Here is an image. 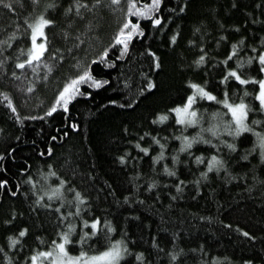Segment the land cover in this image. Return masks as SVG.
Instances as JSON below:
<instances>
[{
	"label": "trees",
	"instance_id": "16d2710c",
	"mask_svg": "<svg viewBox=\"0 0 264 264\" xmlns=\"http://www.w3.org/2000/svg\"><path fill=\"white\" fill-rule=\"evenodd\" d=\"M47 2L40 0L37 10L43 9ZM50 2L56 7L46 14L55 23L45 29L48 48L35 71L29 66L16 67L18 59L26 58V53L19 50L31 46L24 18L33 12L32 0H5V4H0V41L6 40L14 29L22 33L11 47L0 44V60L4 61L0 64V153H4L0 157V180L8 181L0 186V248L12 257L11 264H27L25 257L33 250L50 247L51 241L58 239L63 225L58 222L55 205L61 204V211L74 213L77 190L88 197L81 215L101 219L99 239L93 237L85 245L86 248L94 245L89 251L106 245L103 221L107 219L117 229L110 234L111 238L124 235L133 252L145 254L148 264H170V253L180 249L183 251L177 257L178 264H202V256L208 264H243L245 260L264 264V161L259 149L249 151L255 140L252 133L244 132L235 138L236 152L221 146L223 151L219 154L228 160L229 171L240 177L229 182L223 170L209 172L208 178L200 176L206 165L196 164L194 156L200 152L207 156L209 150L215 151L212 145L195 143L190 149L191 157L178 151L179 137L195 135L198 125L185 128L171 116L164 123H153L157 114L184 100L191 90L189 81L201 84L207 81L206 86L218 100L223 98L226 86L219 78L231 45L245 38L229 67H234L241 57L256 55L248 45L257 47V52L260 50L264 0H165L159 12L163 17L161 25L153 26L143 20L145 34L134 37L129 51L123 54L122 46L113 42V36L126 0H121L120 5L104 0L103 6L86 13L84 18L65 15L64 8L71 0ZM8 3L14 10L5 6ZM185 3L186 10L180 12L179 6ZM89 24L91 30H87ZM16 25L21 27L17 29ZM173 34H177L175 43L170 40ZM110 44L109 57L95 61V55ZM148 48L157 53L159 69L154 67ZM52 51L57 52L56 57L51 55ZM204 52H207L205 63L197 66L195 62ZM60 56L64 59H59ZM78 63L81 67L89 64L94 74L108 83L100 88L84 85L82 91H90L91 96L78 95L70 102L68 112L58 109L50 117L44 115L58 88L78 71ZM242 71L256 75L255 64L245 65ZM12 72H16V77ZM149 75L156 86L140 92ZM31 84L35 87L28 91ZM227 87L233 101H238L245 89L249 93L258 89V85H240L233 80L228 81ZM9 98L17 108L16 113L8 105ZM112 100L117 103H110ZM218 100H201L197 107L201 111L207 109L205 115L217 110L226 112ZM245 100L258 108L253 95ZM253 119L264 121V113L250 112L249 124ZM72 122L79 127L71 128ZM254 127L264 130L259 125ZM53 136L57 138L52 139ZM153 136L166 145L159 160L153 159L161 152ZM223 137L232 139L227 133ZM137 140L149 148L148 153L135 147L133 141ZM48 146L53 151L41 155V150L46 151ZM245 153L248 160L241 159ZM121 155L126 157L124 163L119 160ZM173 155L178 160L173 161ZM165 164L176 172L175 176L164 171ZM49 165L56 176H48ZM28 176L34 183L28 181ZM61 177L68 182L63 190L64 200L61 202L57 197L49 201L43 191L59 183ZM153 182L155 186L148 188ZM177 183L181 184L179 191ZM69 188L73 191H68ZM40 196L42 202L36 204ZM47 203H52L53 208H46ZM68 219L76 224L77 230L82 226L79 219ZM238 227L251 236H244ZM23 228L28 232L10 248L9 237L18 236ZM85 230L90 231V226ZM154 239L158 247L153 244ZM201 246L203 252L193 251ZM0 264H9L3 251ZM121 264L143 262L130 255Z\"/></svg>",
	"mask_w": 264,
	"mask_h": 264
},
{
	"label": "snow or ice",
	"instance_id": "6c2138e0",
	"mask_svg": "<svg viewBox=\"0 0 264 264\" xmlns=\"http://www.w3.org/2000/svg\"><path fill=\"white\" fill-rule=\"evenodd\" d=\"M40 0H32L33 12L29 13L28 16L24 18V27L25 31L30 33L31 37V46L27 49L21 48L19 51L22 54L26 53V58L18 59L16 63L17 68H25V66H29L35 71L36 66L41 62V57L45 55V51L48 48V44L46 42L37 43V37H44L46 41V33L45 29L49 25H53L55 21L46 14L49 9L55 8L56 4L50 2L45 3L43 9L37 10V6L39 5ZM104 0H71V2L64 8L65 15H71L73 18H84L86 13H89L98 7L103 6ZM121 0H110L111 5H120ZM165 3V0H150V2H145V0H126V4L122 11V19L119 22V26L116 29V32L113 36V42L120 47V52L127 53L129 51L130 42L133 41V38L136 36H143L145 34V27L143 26L141 19H136V17L144 18V22H148L153 26L161 25L163 17L159 15V12L162 8V5ZM0 4H5V0H0ZM9 9H13V5L8 3L5 5ZM235 6V4L233 5ZM14 10V9H13ZM186 10V3L184 5L179 6V11L184 12ZM113 11H116L113 8ZM175 11V9H173ZM171 19V17H168ZM69 24H71V20H69ZM21 25H16V28H20ZM238 27V26H237ZM87 30H91V24H89V28ZM199 31V29H197ZM22 35L15 29L9 34V36L4 41H0V44H7L9 47L12 46V41L18 36ZM67 35V33H65ZM226 39V38H225ZM244 37H241L239 41L233 43L231 45V49L228 54L224 58L225 70L223 74L220 76V82L224 84L225 90L223 92V98L218 100V97L214 94L213 91L209 90L207 85V81L204 84L189 81L190 91L184 98V100L175 104L173 107L167 109L165 112L159 113L156 115L153 123H164L170 119L176 121L177 124L183 125L187 128L189 125H198L199 130L195 133V135L189 137L185 135H181L179 139L181 140V147L178 149L179 152H187V154L191 157L193 156L192 149L193 145L198 142H202L205 145H212L215 148V151L209 150V154L205 156L204 152H200L194 156V161L198 165H206L205 170L200 172V176L204 178H208V173L215 171V173H219L221 170L224 172V176L230 182L234 179H239L238 175H232L229 171L230 165L228 160L224 158V156L219 153L223 151L221 146H226L231 152L237 151V143L235 142V138L239 137L241 133L249 132L255 137L253 141L250 152H256L259 149V156L261 161H264V130H258L254 125H259L261 129H264V121L260 119H253L252 123L249 124V113L250 112H259L264 113V37H261L259 41L258 47L260 50L257 52V47H253L252 45H248L251 50L256 53L255 56L249 55L246 59L241 57L236 60V65L234 67H229L230 61L237 54L239 48L244 44ZM170 40L175 43L177 40V34H173L170 37ZM189 43H194L193 41H189ZM219 43V42H218ZM201 48L204 47L203 44L200 45ZM109 48H111V44L103 48L99 54L95 55V61H103L109 57ZM2 50V49H0ZM147 51L151 54L153 58L154 67L159 69L161 67L160 59L157 56V53L153 51L151 48H148ZM51 55L53 57L57 56L56 51H52ZM207 52H204L200 55L197 60V66L205 63V56ZM59 59L63 60L64 57L60 56ZM4 61L0 60V64H3ZM256 67V75H252L251 72H243L245 65H253ZM45 67L51 71V68L45 64ZM78 71L74 73L70 78H68L62 85L59 87L53 102L47 109V112L44 114L46 116H51L53 113H56L58 109H63L64 112L69 111L70 102L73 101L78 95L83 96H91L92 93L90 91H82V84H90L92 88H100L102 84H107L108 81L103 78H98L97 75L94 74L92 67L85 63L83 67L77 64ZM11 75L16 77V72H12ZM229 80H233L234 82H239L240 85H258V89H255L253 93H249L247 89L239 96L238 101H233L229 98L230 93L227 87V83ZM156 85L153 82L152 77L149 75L147 77V84L145 87L139 89L140 92L145 91L146 89H152ZM35 85L31 84L28 88V91H31ZM235 95V93H232ZM248 95H253L254 99L258 101V108H253L246 100L245 97ZM208 101H217L218 103L223 105L226 109V112L222 113L219 110L213 111L209 115H205L207 113V109L203 111L199 110L197 105L198 101L201 100ZM8 105L11 108L13 113L17 112V108L14 105L13 101L9 98ZM112 104H116V100L110 101ZM17 120L20 119L19 116L16 117ZM71 128H78L79 125L75 122L71 123ZM125 132L128 131V128L125 127ZM227 133L231 140L224 139L223 134ZM205 134H208L207 136ZM67 135V133H64ZM145 135H151V133H145ZM56 136H53L52 139H56ZM215 138V139H214ZM153 142L160 145L161 152L157 154V156L153 157L154 160H159L163 157L164 152L163 149L166 147L165 144L160 142V139H157L155 136L152 137ZM135 147L137 149H141L144 153L149 152L148 147H143L139 140L133 141ZM53 151L51 146H48L47 150H41V155H48ZM4 153H0V157H2ZM125 155H121L119 160L121 163L125 162ZM173 161L178 160V156L173 155ZM242 160H248L249 155L245 153L241 157ZM187 163V161H185ZM50 171L48 176H56L57 173L55 171H51V165L48 166ZM22 172H26V169H21ZM164 171L168 172L169 175H176V172L169 168L167 164L164 165ZM43 175V174H42ZM139 175V173H137ZM47 179V176H45ZM28 181L33 182L31 176H28ZM67 181L60 178L59 183L52 185L50 188H46L43 191L42 195H46L49 201L55 200L57 197L60 198L61 202L64 200L63 190L65 189V185H67ZM7 180H0V186L7 185ZM155 186V182L150 183L148 188H152ZM176 188L179 191L181 188V184L177 183ZM68 191H73V189L69 188ZM15 195V193H12ZM176 197H173L175 199ZM75 201V212H64L61 211V204L55 205V210L59 214L58 222L63 225V230L57 233L58 239L51 241V246L47 248H38L33 250L29 256L25 257V261L27 264H121L122 260L130 255H134L135 260L138 262H143V264H148L145 254L143 252H133V250L129 247L128 241L124 239V235H122L118 239L111 238L110 234L115 232L117 229L113 227L111 221L105 219L103 221V225L106 226L105 238L106 245L101 246L100 248H95L94 251H89V248H93L94 245H89L88 248L85 245L89 240H92L93 237L99 239L98 233L101 229V219L100 217L95 218H84L81 215L83 208L87 207L85 201L88 200L87 196H84L80 193V191H75L74 196ZM128 197H125L127 200ZM42 196L38 197L36 200V204H41ZM71 204L72 201H69ZM46 208H53L52 203H47L44 205ZM15 215V213H13ZM68 218L79 219L81 221V227L77 230V226L75 223L71 222ZM201 220L204 219L203 216L200 217ZM67 221V222H66ZM6 223H10V221H6ZM88 226H90V231L85 230ZM231 227V225H229ZM238 231L242 232L244 236H251V233L246 231L243 228H237ZM28 232L27 228H23L20 230L18 236H10L9 237V247L14 248L17 245L19 238L24 237ZM78 235V239L75 235ZM253 240L256 239L255 236L251 237ZM37 239H40L39 237ZM153 244L156 245L155 239L153 240ZM73 251L72 249H77ZM0 251L4 252L5 260L9 261V264L12 262V257L8 255V252L4 251V249L0 248ZM174 251L170 253V264L172 261H177V257L180 252ZM193 251L203 252V246L199 249H193ZM206 255V253H205ZM213 260H217V257H213ZM202 264H208V261L201 257ZM178 264V261H177ZM243 264H253L252 260H245ZM258 264V262H257Z\"/></svg>",
	"mask_w": 264,
	"mask_h": 264
},
{
	"label": "rangeland",
	"instance_id": "374dc122",
	"mask_svg": "<svg viewBox=\"0 0 264 264\" xmlns=\"http://www.w3.org/2000/svg\"><path fill=\"white\" fill-rule=\"evenodd\" d=\"M40 42H46V41H45V38H44V37H37V43H40ZM84 85H85V86H89L90 84H82V85H81V90H82V87H83Z\"/></svg>",
	"mask_w": 264,
	"mask_h": 264
},
{
	"label": "water",
	"instance_id": "95a60500",
	"mask_svg": "<svg viewBox=\"0 0 264 264\" xmlns=\"http://www.w3.org/2000/svg\"><path fill=\"white\" fill-rule=\"evenodd\" d=\"M134 40H135V38H133V41H134ZM133 41H132V42H133ZM132 42H131V43H132ZM130 45H131V44H130Z\"/></svg>",
	"mask_w": 264,
	"mask_h": 264
}]
</instances>
